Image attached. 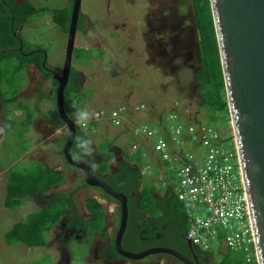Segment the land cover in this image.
Masks as SVG:
<instances>
[{
    "label": "rangeland",
    "instance_id": "1",
    "mask_svg": "<svg viewBox=\"0 0 264 264\" xmlns=\"http://www.w3.org/2000/svg\"><path fill=\"white\" fill-rule=\"evenodd\" d=\"M13 1L17 3L23 0ZM27 1L46 9L32 15L18 26L16 32L23 41L24 53L30 52L32 57L38 61L44 60L49 68L58 71L63 65L67 32L53 22L49 9L62 8L69 5L71 0ZM181 6L185 7V11L180 9ZM80 14L81 30H77L75 34L71 68L80 72L84 80L78 88L72 84L66 86L65 101L75 115L76 122L80 123L84 132L92 139L95 149L109 157L111 153L107 144L102 141L108 139L115 143L127 153L132 162L139 165L143 175L140 188L145 189L154 185L160 193L165 191L168 184L174 187L179 184L178 165L173 161L177 160V157L169 156L168 160H161L157 153L151 151L149 144L145 145L144 136L134 134V126L146 124L157 129L160 118L171 128L180 124L182 127L180 134L168 131L172 130L171 128L163 131L168 132L166 135L176 138V142L169 144L171 153L181 154L184 153L181 147L191 148L188 140L177 142L187 129L183 122L192 125L194 129L199 126L217 131L220 138L217 147L225 151L234 149L228 109L215 110L204 104L206 96L204 91L209 90L204 86H209V82L204 84L197 75L201 66L197 55L198 35L196 30H193L194 8L191 0H81ZM171 17L180 24L174 22L175 29L172 31H168L167 28L163 30L165 25H169ZM184 22H188V25L186 26ZM151 28L153 31L154 28L161 29L158 34H164L163 39L169 34L174 35L172 36L174 44L167 47L174 49L173 56H160L159 52L149 53L146 41L148 31H152ZM183 35L185 36L182 37ZM188 39L191 42V53L194 52L191 60L185 54L178 53L181 52L183 41ZM19 58H22V55L17 54L9 58L12 59L11 64L8 63V59L0 63L8 67L7 70L4 69L5 77L0 88L5 97H15L10 103L5 105L0 103V264H55L58 253L57 249L51 247L57 243V227L53 226L51 215L44 221L48 228L42 234L47 242L50 241V247L48 245L27 249L20 244L17 236L20 228H27L28 220L37 219L36 212L41 208L53 212L68 209L65 202L51 199L45 205L46 202L39 203L41 200L34 199V196L24 197L22 204L17 208L8 209L4 205L5 186L8 181H5V178L13 179L11 184L15 185L14 190L17 191L15 199L17 193L19 197L24 193L20 183L25 179L29 178L28 183L23 182L27 187L33 185L34 177L41 172L46 177L49 168L61 169L65 180L52 186L49 192L75 200L73 204L79 213L87 215L85 201L90 197L97 198L108 213L114 201L110 200L101 188L83 184L80 170L70 169V166L65 165L60 152L65 139L63 137L53 141L65 130L62 127L55 134L52 133L49 120L58 119L57 81L51 75L47 77V72L42 67L37 69L27 63L28 61L20 68ZM111 60L115 64L113 69ZM220 93L226 101L224 85L220 87ZM139 104H143V107L135 109ZM119 106H125L126 112L121 113L122 123L115 126L109 115L112 109ZM174 112L180 117H169ZM57 123L61 125L59 119ZM156 135L160 136L158 132L155 133L152 141L157 138ZM192 148L203 150L204 153L206 150L200 145ZM37 159L40 162L36 161ZM198 163L202 166L201 161ZM107 169L104 160L99 171ZM188 211L199 218L209 215L202 203L188 208ZM32 212V215L27 216ZM14 225L15 232L10 234L9 238L6 237ZM92 225L88 224V233L91 232ZM215 227L217 232L214 238L205 245L200 244L199 248L209 251V258L218 261L222 257L218 250L225 247L216 240L219 239V230L229 232L236 228V222L229 221L227 225L215 224ZM77 247L74 244V249L71 250L74 256L72 264H91L93 249ZM85 252L86 258L82 260V254ZM121 264L179 263L169 254H154L136 261L124 260Z\"/></svg>",
    "mask_w": 264,
    "mask_h": 264
},
{
    "label": "water",
    "instance_id": "2",
    "mask_svg": "<svg viewBox=\"0 0 264 264\" xmlns=\"http://www.w3.org/2000/svg\"><path fill=\"white\" fill-rule=\"evenodd\" d=\"M209 1L226 104L247 194L256 262L264 264V0ZM80 3L81 0H72L61 72H51L57 81V113L68 128L63 156L68 164L84 172L87 185L99 187L119 201L120 222L114 239L118 254L137 260L154 253H166L184 264H198L168 246H156L142 251L122 249L121 237L128 217L126 194L97 177L87 161L74 158L70 152L75 137V124L66 113L64 93L71 68ZM186 241L191 244L190 240ZM66 262L67 258H63L60 263Z\"/></svg>",
    "mask_w": 264,
    "mask_h": 264
},
{
    "label": "trees",
    "instance_id": "3",
    "mask_svg": "<svg viewBox=\"0 0 264 264\" xmlns=\"http://www.w3.org/2000/svg\"><path fill=\"white\" fill-rule=\"evenodd\" d=\"M45 9L46 7L37 6L27 0H23L19 3H15L13 0H0V63L4 59H8V63L11 64L10 60L12 59L9 58H11L12 56L14 57L18 54L22 55V58H19L20 68L22 67L23 63L27 61V63H29L30 61H34L35 65L40 68V61H38L35 57H32L30 52L24 53L25 50L23 48V41L18 36L16 30L19 25L25 23L32 15L37 14ZM49 10L51 11V18L53 22L61 26L62 28L67 29L70 18L71 5L69 4L62 8H52ZM199 19L202 42H213L214 47V50L211 53L209 45H203L205 54L204 57L207 56V58H203L204 70L198 77L203 81L204 84L206 82H209V86H204L205 89L206 87H208L207 89H209L207 91L205 90L206 96L204 99V104H206L208 107H213V109L215 108V110H227L226 101L222 98V95L220 93V87L223 86L224 83L216 39L214 36L212 16L208 4L205 6L204 12L201 13ZM20 41H22V46L20 44ZM5 68L7 70V65H5L4 67L0 64V85L2 84V80L5 77ZM204 73H208V75L205 76ZM14 99L15 97H5L3 91L0 88L1 104L5 105L14 101ZM82 135H84L83 132H78L75 142H77V140L79 139H82ZM49 169L50 170H47L46 177L44 176L43 172L34 177L33 185H28L26 187V183H28L29 178L22 181V183H20V187H23L22 191L24 193L20 195V197L17 193L15 199L14 196L17 191L14 190L15 185L11 184L13 182V179L9 177L5 186V204L10 208L19 206L22 204V200L24 197H35V195H39L42 192L50 189L52 186L60 184L65 180L63 171H58L51 168ZM122 170L123 167L116 174V181L113 183H109L113 188L127 195L129 205V219H131V216L133 215L140 216V218H142L140 222H137V228L143 226L144 222L146 221L147 235H151V232H153L154 234L159 230H162L163 232L157 238L156 236L151 235L153 239H151L150 243H148L147 245H162L172 247L176 250H181V246H185V241L187 240L186 235L188 231V213L183 202L180 201L175 195L174 186L172 184H168L163 193H160L154 185L145 189H141L136 182V179L140 178L139 173H137L136 176L133 177L130 173H125ZM46 178H48V180H46ZM104 179L108 181L107 178L104 177ZM82 182L83 184H85L84 179L82 180ZM131 190H133V193H131ZM104 194L108 198H112L105 192ZM65 198L70 197L65 196ZM85 204L87 209L91 213V219L94 222H98L102 215L100 203L97 202L95 198L90 197L86 199ZM36 213H38L36 215L37 219H33V221L28 220L27 228H20L18 231L17 239L27 246H38L46 244L47 241L42 234L47 230L48 227L46 226V224L44 225V221L48 219L49 215H51V220L53 223H55L62 213L69 214L70 210L64 208L62 210L53 212L49 209L41 208L40 211ZM32 214L33 212L29 215ZM143 215H146V219H143ZM152 225H155L156 227L151 229V227H153ZM15 230L16 229L14 227L13 230L8 232L5 236L8 237L10 234L15 232ZM141 234L143 236L145 235L144 233ZM194 248L203 254V257L200 260V264H257L254 258L253 261L247 262L242 251L229 249L228 247L219 248L218 251L222 254V257L218 261L208 259L209 251L200 249L195 245Z\"/></svg>",
    "mask_w": 264,
    "mask_h": 264
},
{
    "label": "flooded vegetation",
    "instance_id": "4",
    "mask_svg": "<svg viewBox=\"0 0 264 264\" xmlns=\"http://www.w3.org/2000/svg\"><path fill=\"white\" fill-rule=\"evenodd\" d=\"M191 2L193 5V8H194V19H193L194 27H193V30L195 29L196 33L198 35V38H197L198 39V41H197V46H198L197 47V55H198V58L200 61L199 63L201 66V70L197 74L199 76L204 70V59H203L204 58V54H203L204 49H203V45L204 46L209 45L211 53L214 50L213 42L212 43H210V41L207 43H206V41H204V43L202 42L201 30H200V25H199V22H200L199 16L201 15L202 12H204L205 6L208 4V6L210 8V13H211V7H210V1L209 0H191ZM17 3H19V2H17ZM69 4L72 5V0H71V3H69ZM184 8L185 7H183V6L180 7L181 10L185 11ZM164 13L167 14V11H165ZM211 16H212V13H211ZM156 18L157 17H153V19H156ZM81 19H82V15L79 14L78 22H77V30H81ZM212 21H213V18H212ZM174 22L179 23V21H175L174 18L171 17L170 23H168L169 25H165L164 27L161 26V28L163 27L162 28L163 30H165V28H167L168 31H172L173 29H175ZM184 23L186 24V26L188 25V22H184ZM182 28H183V25H182ZM213 28H214V23H213ZM188 29H187V31H188ZM65 30L67 32V29H65ZM151 30L152 31L149 30L147 33L148 34V36H147L148 40L146 41V43L148 45L149 53L157 54L159 52L160 56L161 55H172L173 56L174 49H168L167 47L169 46V44L170 45L174 44L173 37H172L174 35L169 34L168 36H165L166 37L165 39H163L164 34L163 35L158 34L161 29L154 28V31H153V28H151ZM177 34H179V33H177ZM184 36L185 35H183L182 37H184ZM214 36L216 39L215 29H214ZM98 43L100 44V41ZM20 44L22 46V41H20ZM201 44H203V45L201 46ZM190 45H191L190 39L184 40L183 43L181 44V52H178L180 54H185L186 57L189 58V60H191V57L194 54V52L191 53ZM216 45H217V40H216ZM130 50H132V49H130ZM217 50H218V45H217ZM218 54H219V51H218ZM111 62H112L111 66L113 69L115 67V64L112 60H111ZM29 64H31L32 66H34L38 69V66L35 65L34 61H30ZM40 67H42L47 72V75H46L47 77H48V75L52 76L51 72L56 71L54 69L49 68L45 64L44 60L40 61ZM61 69L56 71V72L60 73ZM42 74H44V73H42ZM46 76H45V78H46ZM31 79H32V77H31ZM83 80H84V78L82 77V74L80 72L75 71V69H73V68H70L66 86L68 84H70V85L72 84L76 88H78V86L82 84ZM204 93H205V91H204ZM64 95H65V93H64ZM64 105H65L66 113L70 116V118L74 121V124H75V137H74L73 143L70 147V152H71L72 156L78 160L87 161L93 167V171H94L95 175L97 177H99L100 179L105 180L108 183L109 182L113 183L116 181V177H117L116 174L119 172V170L122 167H123L122 171H124L125 173H130L133 177H135L136 174L139 173L140 178H137L136 182H137L138 186H140L143 175H142V172H141L139 165L132 162L128 158L126 152L122 151V149L120 147H118L117 145H115V143L111 142L108 139H104V141H102V142L107 144L108 151L111 153V155L109 157L108 156L105 157L104 155H102L97 149H95L92 139L89 137L88 134H86L84 132L83 127L80 125V123L76 122L75 115H73L71 110L68 108L69 104L65 103V97H64ZM56 109H57V105H56ZM57 116H58V119L61 121V125H58V123H57L58 119L57 118L56 119H49L51 121L50 124L52 126V133L55 134L57 132V130H61L62 127L64 128L65 132L58 137L56 136L55 139H53V141L55 142L56 139H61L63 137L66 141L67 136H68V128L65 125L64 121L59 117L58 113H57ZM78 132H83L84 135H82L83 136L82 139H79V140H77V142H75V139L77 138ZM63 146L60 149V152L62 155H63ZM63 158H64V156H63ZM104 160L107 163L108 169L100 172L99 167L101 166V164L103 163ZM36 161H39V160L37 159ZM64 163H65V165L70 166L69 167L70 169L80 170L81 175H82V180L84 179V172L81 169L68 164L66 162L65 158H64ZM54 170H58V171L60 170L61 171V169H54ZM104 177L107 178L108 181L106 179H104ZM85 185H87V184L85 183ZM166 187H167V185H166ZM166 187H165V189H166ZM131 193H133V190H131ZM30 198H33V197H30ZM93 198H95V197H93ZM34 199H36L38 201L41 200L39 203L48 202L51 199H54V200L58 199L60 201H64L65 205L70 210L69 214L62 213L59 216L58 220L53 225L54 227L55 226L57 227V234H56L57 243H56V245L51 247L52 249H57V253H58V258H57L55 264H61L60 262H62L63 258L64 259L67 258L66 264H72L74 256H73L71 250L74 249V244H76L79 247V249H93V256H92L93 262H90L91 264H121V261H124V260L136 261V260H131V259H128V258L121 256L115 250L116 248L114 245V239H115V236H116V233L118 230V226H119V222H120V203L118 200H116L114 198H109L110 200L114 201V205L111 209H109V213H108L107 211H105V208L98 201V199L95 198L96 201L99 202L101 205L102 215H101V218L98 222L97 221L94 222L91 219L92 217H91V213L89 212V210L87 209V215H83L82 213H79L78 208L76 207V205L73 204V202H75V200L73 201V199H71V198L59 197V195H53L52 193H50V194H44L43 196L35 195ZM127 205H128V197H127ZM85 206H86V204H85ZM128 212H129V205H128ZM143 219H146V215H143ZM141 220H142V218H140V216H136V215L131 216V219H129V214H128L126 227H125V230H124L122 237H121L122 249H125V250L143 249L144 250V249H148V248H152V247H156V246H162V245H147L148 243H150V240L153 239V237L151 235H154L157 238L163 232H162V230H159V231H156L154 234H153V232H151V235L150 234L147 235L146 221L144 222L143 226H141L140 228H137V224H138L137 222H140ZM93 223H94V225H92ZM88 224L92 225L91 226L92 230L89 233H88ZM152 226L153 227H151V229L156 227L155 225H152ZM52 228H50V230H52ZM137 233H138V235H137ZM141 233H144L145 235L143 236ZM21 245H24V244H21ZM48 245L50 247V241H48L47 244H44V245H38V246H25L24 245V246L27 249H30L32 247H44V246H48ZM140 251H142V250H140ZM178 251H180L182 254H184L186 257H188L190 260L196 261L198 264H200V260L203 257V254L201 252H199L197 249H195L193 244H189L187 241H185V246H181V250H178ZM86 252H87V250H86ZM86 252L84 254H82V258H81L82 260H84V258H86ZM154 254H166V253H154ZM154 254H150L148 256H151ZM170 256H172V255H170ZM172 257L179 264H184L178 258H176L174 256H172ZM208 259H210L209 256H208Z\"/></svg>",
    "mask_w": 264,
    "mask_h": 264
},
{
    "label": "built area",
    "instance_id": "5",
    "mask_svg": "<svg viewBox=\"0 0 264 264\" xmlns=\"http://www.w3.org/2000/svg\"><path fill=\"white\" fill-rule=\"evenodd\" d=\"M140 107H143V104L135 106V109ZM123 111L126 112L125 106L111 110L109 118L113 125L118 126L122 123L121 113ZM175 116L180 117L175 112L169 115V117ZM158 121L157 129L143 124L134 126L133 131L135 135L144 136L145 145L149 144L151 151L157 153L161 160H168L169 156L177 157V160L173 159V161L178 165L179 184L174 187V192L183 202L188 213L186 239L198 247L200 244L205 245L214 238L217 232L215 224L227 225L229 221L236 222V228L229 232L219 230V239L216 237L217 242L229 249L242 251L247 262L253 261V258L256 259L255 250H252L254 249V237L247 194L235 143L232 151H225L217 147L220 141L217 131L199 126L196 128L199 129L197 131L192 125L183 122L187 129L177 142L181 143L183 139L188 140L191 148L181 147L184 153H171L169 144L176 142V138L166 135L168 132L163 133L171 127L165 125L161 118ZM171 129L168 131L174 134L182 132L180 124ZM157 132L160 136L156 135L157 138L152 141L151 139ZM196 145L205 147V153L203 150H197L199 146L196 149L192 148ZM198 161L202 162V166H199ZM198 203L205 205L209 213L207 217L199 218L189 214L188 208Z\"/></svg>",
    "mask_w": 264,
    "mask_h": 264
},
{
    "label": "crops",
    "instance_id": "6",
    "mask_svg": "<svg viewBox=\"0 0 264 264\" xmlns=\"http://www.w3.org/2000/svg\"><path fill=\"white\" fill-rule=\"evenodd\" d=\"M5 181H7V179L5 178ZM49 190L50 189H48L47 191H44V192H42L41 194H39L40 196H43L44 194H50V192H49ZM5 191H6V187H5ZM5 198H6V196H5ZM41 199V198H40ZM49 202V201H48ZM48 202H46V204L48 203ZM45 204V205H46ZM4 205L8 208V209H15V208H17L18 206H16V207H13V208H10V207H8L6 204H5V199H4ZM29 214H27V216H28ZM16 225V224H15ZM15 225L13 226V227H11V231L13 230V228L15 227ZM47 231V230H46ZM45 231V232H46ZM21 244H24V243H22V242H20ZM25 245V244H24ZM25 246H27V245H25Z\"/></svg>",
    "mask_w": 264,
    "mask_h": 264
}]
</instances>
